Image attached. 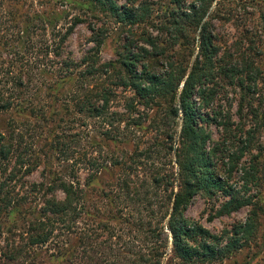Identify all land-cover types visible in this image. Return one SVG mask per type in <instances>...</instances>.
I'll use <instances>...</instances> for the list:
<instances>
[{
    "label": "trees",
    "instance_id": "obj_1",
    "mask_svg": "<svg viewBox=\"0 0 264 264\" xmlns=\"http://www.w3.org/2000/svg\"><path fill=\"white\" fill-rule=\"evenodd\" d=\"M20 1L0 0V52L15 49L24 64L3 73L0 62V264H218L251 245L264 217V92L260 104L249 97L264 84V40L246 36L236 44L247 49L223 52L214 21L231 0H63L83 17L59 40L49 71L37 63L49 45L23 43L36 55L23 62V47L5 36L6 17L18 26ZM81 23L93 47L75 61L63 46ZM112 29L121 31L116 59L103 61ZM230 89L241 97L235 115L220 102ZM71 115L99 134L92 153L75 152L56 170L49 152L63 151L59 132ZM120 146L132 154H117ZM247 155L244 185L234 188ZM43 164L42 181H26ZM198 196L221 198L220 216L243 208L249 216L212 233L186 216Z\"/></svg>",
    "mask_w": 264,
    "mask_h": 264
},
{
    "label": "rangeland",
    "instance_id": "obj_2",
    "mask_svg": "<svg viewBox=\"0 0 264 264\" xmlns=\"http://www.w3.org/2000/svg\"><path fill=\"white\" fill-rule=\"evenodd\" d=\"M115 1L120 5L124 4L125 2V0ZM142 1L156 2L158 0ZM63 2V0H21L19 4L21 6L19 8L16 7L14 10L16 24H18V26L14 23H11L9 18L6 17L7 20L5 19L4 21L3 31L6 34L5 36L9 38V41L12 44L23 47V51L26 52V58L23 60V62L36 58V55L32 56V51L28 54L25 50L23 43H28V40H33L35 43L34 45H36L37 48L49 45V55H40V58L37 60L38 65L42 69L49 71L51 70V66H53L52 64L58 61V59L52 53L53 50H55L61 37L76 21V18L78 16L83 17V14L80 12V10L75 7H70L67 2ZM258 3L259 0H231L223 6H218L221 10V14L220 18L215 19L214 24L215 32L222 42L219 45L221 46L223 52H232L236 50L235 47L238 45H241L243 49H247L250 46L249 44H236L240 42H246V36L248 41L251 39L256 43H258L260 40H264V27L261 23V9ZM41 16H43L46 20L39 19ZM90 21L95 23L93 18H91ZM98 27H102V24L97 25V28ZM120 33L121 31L113 29L109 30V37L106 39L102 47L101 58L103 61L116 59V49L120 44ZM91 37L92 34L88 28V24H79L63 46L64 56H71V58H73L75 61H80L86 52L91 47H93V44L90 43ZM252 45L253 47H256V51H258L257 48H263V44ZM17 54L18 53L15 49H9V51L2 50L0 52V62L5 64L3 73H6L8 70L10 71V65L11 67L14 65L13 70H16V72H19L23 69L24 64L20 63L22 60V55ZM256 59L257 62H260L262 57L259 56ZM256 91L257 94L249 97V100L251 102H255L257 105L262 101V94L264 92V84H262L261 80L260 83L258 82ZM228 92L229 94H227V97L220 98V102L226 106V103H229L228 101H230V103L233 105L232 114L235 115V112L238 109V102L240 101L241 97L237 90L230 89ZM244 103L246 105L248 101H244ZM65 117L67 119L66 121L70 124L67 123L64 131L59 132V135L63 140L60 142V146H62L63 151H58V154L56 151L49 152V156L52 158L50 162L56 170H63L64 166L67 165L71 166L72 161H66L65 157L68 158L75 154V152H80L82 154L91 152V141L99 134L98 129L93 128V124L91 122L75 117L74 115ZM8 118V116H4L2 118L3 128L7 126L9 122ZM248 119H250V117ZM235 120L237 123L238 121L236 117ZM248 122L249 120L246 121V123ZM212 129L215 136L214 138L219 140L221 130L217 129L216 127H212ZM120 147H117V154L120 153V150H124L125 153L129 154H132L133 152L132 147ZM65 149L69 150V153L64 151ZM162 157V160L165 161V155ZM249 159L250 157L247 155V157L241 162L240 169L233 173L230 183L234 188L242 189L244 184L242 181L243 171L241 167H243L242 164L247 166ZM262 167H264V163ZM43 169L44 164L39 167L32 176L27 177L26 181L30 183L42 181ZM71 169H74V167L70 168L68 174L72 172ZM88 173L89 171L83 167H81L80 172L76 171L81 183H84ZM261 174L263 179L262 192L264 197V175L263 172ZM108 179L109 178L106 176L105 181H108ZM251 193H256V190H253ZM222 201L223 200L221 198L209 200L205 197L198 196L191 204L186 216L190 221L201 224L204 228L208 229L212 233H221L226 228H231L234 224L246 222L249 216L248 208H243L239 212L232 215H218L217 212ZM99 203L102 205L101 202ZM103 210H105V208ZM218 264H264V217H261L256 240L232 258Z\"/></svg>",
    "mask_w": 264,
    "mask_h": 264
}]
</instances>
